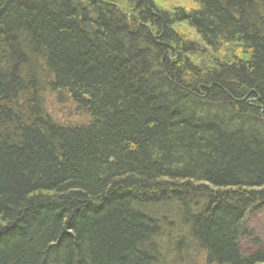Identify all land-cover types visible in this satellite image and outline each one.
I'll return each instance as SVG.
<instances>
[{"label": "trees", "instance_id": "16d2710c", "mask_svg": "<svg viewBox=\"0 0 264 264\" xmlns=\"http://www.w3.org/2000/svg\"><path fill=\"white\" fill-rule=\"evenodd\" d=\"M263 210L264 0H0V264H264Z\"/></svg>", "mask_w": 264, "mask_h": 264}, {"label": "rangeland", "instance_id": "374dc122", "mask_svg": "<svg viewBox=\"0 0 264 264\" xmlns=\"http://www.w3.org/2000/svg\"><path fill=\"white\" fill-rule=\"evenodd\" d=\"M32 68H36L33 62ZM39 78H41V75H39ZM40 82H42V78ZM41 99L44 100V108L47 115L54 122H57L63 126H74L78 124L86 125L90 122L89 114H87L83 110H79L76 104H74L72 101L58 100L56 95L51 93L50 89H45V92L41 95ZM247 221L257 235V238L260 241L261 248L264 247V210L260 211V213L257 214H250ZM241 247L247 254H250L252 251L254 252L255 250H257L255 245L253 244L252 239L242 242Z\"/></svg>", "mask_w": 264, "mask_h": 264}]
</instances>
